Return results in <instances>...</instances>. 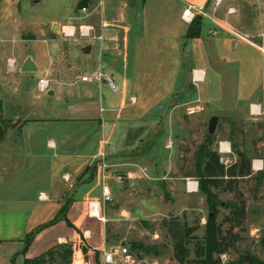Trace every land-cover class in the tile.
<instances>
[{
  "label": "crops",
  "instance_id": "0c3cea01",
  "mask_svg": "<svg viewBox=\"0 0 264 264\" xmlns=\"http://www.w3.org/2000/svg\"><path fill=\"white\" fill-rule=\"evenodd\" d=\"M189 5L203 7L208 16L191 10L186 20L183 12ZM94 7L104 23L103 42L77 38L73 44L66 39L61 54L86 60L88 66L81 75L105 69L118 84L116 92L106 82L82 81L79 75L75 85L59 81L55 86L50 81L46 93H38L36 80L44 75L37 58L29 55L19 66L16 63L22 78L32 74L34 86L27 84V110L17 99L25 115L19 126V149L0 152V264H11L14 258L22 262L65 242L85 247V264L100 263L102 246L126 245L124 240L108 243L101 188L82 180L100 150L111 164L125 166L127 201H162L164 190H171L177 198L170 201L180 205L176 214L195 209L184 203L200 193L193 173L201 143L196 149L194 129L205 123L208 131L212 118H216L213 134L208 131L203 141L209 135L210 149L220 161L228 166L244 153L250 159L249 174L244 177L264 173V157L255 153L259 141L254 149L250 133L251 123L262 120L264 114V0H221L217 6L214 0L135 1L128 23L125 17L117 25L120 29L109 27L114 25L109 9L115 7L107 9L103 3ZM120 10L117 15L122 18ZM195 16L201 20L199 33L187 37ZM81 17L86 21L78 24L92 23ZM37 27L34 48L50 51V40L44 43ZM118 39L121 49L116 47ZM80 41L84 42L78 45ZM7 55H0V78L9 68ZM53 58L49 56L47 62ZM27 59L37 67L35 71L21 70ZM185 97L196 112L189 115L188 106L183 117L180 103ZM1 109H5L3 100ZM109 180L116 191V181ZM68 194L74 196L66 212L71 225L59 220L41 229L23 252L25 234L53 218ZM89 203L101 214V221L87 218ZM205 221L201 218L200 224Z\"/></svg>",
  "mask_w": 264,
  "mask_h": 264
},
{
  "label": "rangeland",
  "instance_id": "374dc122",
  "mask_svg": "<svg viewBox=\"0 0 264 264\" xmlns=\"http://www.w3.org/2000/svg\"><path fill=\"white\" fill-rule=\"evenodd\" d=\"M77 1L0 0V55L8 54L5 56L7 60L9 58L16 59L17 66H19V63L23 59L29 57V55H33L41 66V74L49 82L51 81L55 86L58 85L59 81L65 86L75 85L77 77L85 72V67L88 65H86V60L81 57L66 53L61 54V50L66 46L64 40H70L74 44L75 40L79 38L77 34L65 37L61 32L62 26H69L70 24L77 26L79 22L86 21L81 16H85L89 22L99 24L101 19L99 20V16L95 12L98 8L94 6L101 7L103 3L107 9H109L108 6L116 8L113 10L109 9V11H113L111 15L114 17L112 21L114 25L109 27L120 29L117 25H122L123 21L126 20L125 17L127 18V23L130 19V13L133 12L130 10V6L135 1L137 4L140 2V0H88L86 7L87 12H90L91 15L87 17L80 12V9H75ZM117 8L121 9L122 18L118 17ZM52 21H56L55 23L59 22L56 29H52L53 26L49 29V24ZM98 24L95 25L98 26ZM36 25L38 26L37 30L40 31L39 34H47L46 37L43 35L40 38H42L44 43L45 41L48 42V39L50 40L47 45L50 47L51 52L47 48L44 51L34 48L33 43L38 36L34 29ZM14 40L15 43L12 45L11 42ZM83 42L80 41L77 44L80 45ZM89 42L93 44V52L96 53L95 41L91 40ZM38 44L42 45V43ZM116 47L122 48L120 39H118ZM67 50H69L68 47ZM49 56L54 58L52 61L49 60L47 62ZM0 65H2L1 57ZM15 69V72L10 68L6 69L3 73L4 77L0 78V87H3V91H0L2 94V99L0 100H3L5 105V109L0 110V129L4 131L0 137V152L2 150L17 152L19 149V126L25 118L23 112L28 108L27 84L29 88H31V85L34 86L32 74H29L27 80H25L18 73V67ZM11 74L13 76L8 78ZM38 79L36 80L35 91L46 93V91L36 89ZM114 81L116 82V80ZM17 99L21 101L20 107L24 108V111H20ZM183 101L180 103V108H183L180 111L181 115L183 117L187 116L185 108L188 106H190V109L187 111L191 113L189 115H193L196 112L193 103L188 102L187 97L183 98ZM169 103L171 104V102ZM170 104L168 108H171ZM262 116V120L251 123L250 133L251 139L254 142V149L257 144L256 142L259 141V146L256 148L258 151L255 150V153L264 157V114ZM194 130L196 139L193 142L197 149L200 143L204 144L203 140L208 131L205 123H203L202 128L197 125ZM249 141L248 143H244L246 147L250 146ZM208 147L210 148V145ZM101 152H103V155L100 154ZM198 152L199 150L197 154ZM250 154L248 153V155ZM236 157L235 153L232 155V160ZM232 160L226 161L227 164L232 162ZM103 163L105 164L104 166L102 165ZM92 167H94L93 184H98L102 188L104 181L109 186L112 192L111 195L113 194L112 201H101L105 215L104 225L107 241L109 244H117L121 240L126 242L127 253L132 256V260L128 264H195L193 262L179 263L173 258V241L165 227V222L171 218L185 221L187 224L195 227L194 235L201 238L204 233V224H200L201 218L205 219L208 214L206 201L199 200L200 196L204 197L201 192L197 193L193 201L184 202L186 205L193 204L195 209L185 210L182 214H176L174 210H178L180 205H178L179 202L177 201H170L177 198V195L172 193L171 190H164L161 196L162 201H127V173L124 169L125 166L108 162L104 151L100 150L97 153L87 173L82 178L83 181H91L89 175ZM103 175L106 176L104 180L102 178ZM109 179L116 181V191L112 190ZM227 180L230 182H227ZM212 190L216 193L217 200L220 202V205L217 206V221L221 224L224 232L231 229V234L235 235L232 246L220 255L221 264L234 261L245 253H251L264 260V173L254 174L249 178H223L220 186ZM133 196H136V194ZM239 201H244L245 205L244 215L240 217L233 214L234 208L232 206L234 203L238 205ZM85 211L87 218L101 221V214L97 210H93L90 203L86 205ZM226 218H231V220L229 221ZM154 236L155 238H153ZM192 242L194 241L192 240ZM131 243L134 244V247ZM138 244L149 246L150 249L145 250L144 248H140ZM72 247L73 253L70 264H85L86 259L83 250L85 247L82 245H72ZM189 248L191 250L189 257L191 258L193 256V244H189ZM154 250L161 251L159 254H154ZM20 261L21 259L15 261L14 258L11 264H22L23 260L22 262ZM93 264L100 263L97 261Z\"/></svg>",
  "mask_w": 264,
  "mask_h": 264
},
{
  "label": "trees",
  "instance_id": "16d2710c",
  "mask_svg": "<svg viewBox=\"0 0 264 264\" xmlns=\"http://www.w3.org/2000/svg\"><path fill=\"white\" fill-rule=\"evenodd\" d=\"M88 0H78L75 9H80L86 6ZM201 20L199 16H195L187 29V37L196 36L199 33ZM3 129H0V137L3 135ZM209 135L204 144L198 146L195 158V177L198 181L199 191L204 194L208 207V214L204 224V233L201 238L194 235L195 227L187 224L185 221H180L176 218H171L165 222L168 234L173 241V258L179 263L193 262L195 264H221L220 255L225 253L232 246L235 235L231 234V229L223 231L221 224L217 221L218 208L220 202L217 200L216 193L212 188H218L223 182V178H242L249 174L250 159L243 153L238 161L228 166L220 161V157L216 151L211 150ZM264 146V144H263ZM233 150H235L233 146ZM237 152V151H236ZM88 170V169H87ZM91 181L94 178V167L90 170L89 175ZM227 182H230L227 180ZM74 200L73 194H68L64 197L60 208L53 218L35 226L28 231L23 239V252L31 243L34 235L41 229L54 224L59 220H64L68 225L69 222L66 212ZM233 214L240 217L244 215V201H239L238 205L233 204ZM231 220V218H226ZM229 235V236H228ZM192 240L194 242H192ZM189 244H193V256L190 258L191 250ZM74 245L71 242L57 243L44 251L43 253L32 258H24L22 264H70ZM133 246L134 244L131 243ZM134 247V246H133ZM138 247L145 250L150 249L149 246L138 244ZM84 253L85 249L83 248ZM161 251V250H160ZM159 250H154V254H159ZM98 260V259H97ZM227 264H264V260L258 258L251 253H245L234 261Z\"/></svg>",
  "mask_w": 264,
  "mask_h": 264
},
{
  "label": "built area",
  "instance_id": "2783aa9c",
  "mask_svg": "<svg viewBox=\"0 0 264 264\" xmlns=\"http://www.w3.org/2000/svg\"><path fill=\"white\" fill-rule=\"evenodd\" d=\"M221 0H214V5L217 6L220 3ZM191 10L196 11L198 14L206 15L208 16L205 11L203 10V7H195L193 5H189L187 9L184 10L183 12V17L188 20L190 18V15L192 13ZM80 12H82L84 15H86L87 12V7L83 6L80 8ZM103 28H104V23L100 21L99 27L97 28L96 25L92 23H80L77 25L75 28L74 26H62L61 32L65 37H70L74 36L77 34L79 38H92L99 40L100 42H103L104 37H103ZM102 47V46H101ZM8 67L11 70L15 69L16 66V61L13 58H9L7 60ZM80 79L82 81H91L95 83H101V82H106L108 86L110 87L112 92H116L118 90V84L114 81L111 75L105 73V71L101 68L98 67L94 69L93 71H90L87 74H83L80 76ZM49 86V81L48 79L42 77L39 78L37 81V88L40 91H45L47 90ZM103 151V150H102ZM103 155V152L100 153ZM103 166L105 165L104 163L102 164ZM65 179H68L65 175H63ZM103 180L106 178L105 175L102 176ZM101 194H102V201H110L111 198V191L109 186L104 183L101 188ZM92 206V204H90ZM92 209L94 210V207L92 206ZM100 253V264H128L132 260V256L127 253V248L125 245H118L115 247H106L102 246L99 249Z\"/></svg>",
  "mask_w": 264,
  "mask_h": 264
},
{
  "label": "water",
  "instance_id": "95a60500",
  "mask_svg": "<svg viewBox=\"0 0 264 264\" xmlns=\"http://www.w3.org/2000/svg\"><path fill=\"white\" fill-rule=\"evenodd\" d=\"M58 26L57 23H55L52 27V29H56ZM37 69V67L34 65L33 61H31L30 59H27L25 60V62L23 63L22 67H21V70L22 71H35ZM215 121H216V118H212L209 122V125H208V131L210 133L213 132L214 130V126H215Z\"/></svg>",
  "mask_w": 264,
  "mask_h": 264
}]
</instances>
